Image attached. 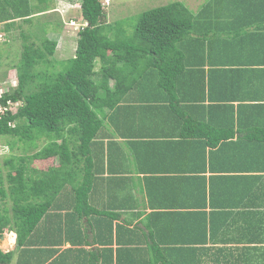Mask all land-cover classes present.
Masks as SVG:
<instances>
[{
    "label": "crops",
    "instance_id": "1",
    "mask_svg": "<svg viewBox=\"0 0 264 264\" xmlns=\"http://www.w3.org/2000/svg\"><path fill=\"white\" fill-rule=\"evenodd\" d=\"M184 2L178 103L145 75L104 111L75 178L98 213L63 186L9 264H264V0Z\"/></svg>",
    "mask_w": 264,
    "mask_h": 264
},
{
    "label": "trees",
    "instance_id": "2",
    "mask_svg": "<svg viewBox=\"0 0 264 264\" xmlns=\"http://www.w3.org/2000/svg\"><path fill=\"white\" fill-rule=\"evenodd\" d=\"M76 1L85 26L77 32L74 55L57 62L53 59L55 40L42 37L37 44L25 37L19 61L13 66L16 87L0 99L20 103L14 113L0 119V136L30 146L45 140L31 155L5 158V174L0 169V235L5 229L13 231L16 248L44 224V215L65 185L74 196L70 215L80 214V220L98 213L88 201V170L84 168L79 184L75 178L81 165L90 164L104 111L117 105L145 75L151 76L172 103H178L175 86L184 70L178 44L189 37L193 23L188 8L175 1L147 10L127 35L121 21L106 22L101 0ZM48 11H34L29 0H0V24L6 32L16 20L28 22L33 15ZM48 158H55L58 166L40 172L30 168L32 161ZM105 224L104 228L109 225L111 229L110 221ZM11 257L12 253L0 251V264H9Z\"/></svg>",
    "mask_w": 264,
    "mask_h": 264
},
{
    "label": "rangeland",
    "instance_id": "3",
    "mask_svg": "<svg viewBox=\"0 0 264 264\" xmlns=\"http://www.w3.org/2000/svg\"><path fill=\"white\" fill-rule=\"evenodd\" d=\"M175 1L185 4L184 0H101V3L106 14V22L121 21L125 34L130 35L141 13ZM186 2L189 3L190 0ZM66 3L69 4L68 7H65ZM29 4L34 11L44 9H49V11L33 15L28 22L16 20L13 26L5 32L4 41L0 45V85L5 89L15 83L13 66L19 61L25 37L28 41L37 44L42 37L55 40L57 45L53 59L59 62L74 55L77 32L85 26L76 0H29ZM98 68L97 63L95 70ZM44 144L43 139L35 142V146H30L16 138L0 136V169L5 174L6 168L2 165L5 158L31 155ZM30 166L32 170L40 172L39 170L47 168V160L32 161Z\"/></svg>",
    "mask_w": 264,
    "mask_h": 264
},
{
    "label": "built area",
    "instance_id": "4",
    "mask_svg": "<svg viewBox=\"0 0 264 264\" xmlns=\"http://www.w3.org/2000/svg\"><path fill=\"white\" fill-rule=\"evenodd\" d=\"M4 37H5V32L3 31V27L2 24H0V45L2 44V42L4 41ZM14 84L12 86H10V88H15L16 87V76H15V80H14ZM9 90V88L5 89L2 85H0V99L2 98V96L7 93V91ZM20 106V103H13L10 101H6L5 103H2L0 101V119L6 115L8 112L14 113L16 109H18V107ZM9 126H12L11 123H9Z\"/></svg>",
    "mask_w": 264,
    "mask_h": 264
}]
</instances>
